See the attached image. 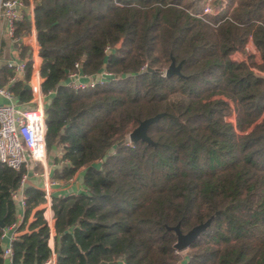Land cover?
<instances>
[{
	"label": "trees",
	"instance_id": "16d2710c",
	"mask_svg": "<svg viewBox=\"0 0 264 264\" xmlns=\"http://www.w3.org/2000/svg\"><path fill=\"white\" fill-rule=\"evenodd\" d=\"M34 1L51 180L68 183L89 163L77 192L53 197L57 264H264V0H210L213 15H204L209 0ZM30 30L25 18L16 36ZM172 58L181 76L166 77ZM77 63L113 78L73 90ZM13 75L0 67V87ZM26 85L10 88L21 102L32 100ZM160 113L148 130L156 147L117 138ZM25 174L0 165L5 229L17 220L12 193ZM25 195L20 231L45 202L39 189ZM212 217L178 254L172 228L187 234ZM29 229L13 242L14 262L44 264L52 251L43 211Z\"/></svg>",
	"mask_w": 264,
	"mask_h": 264
},
{
	"label": "built area",
	"instance_id": "2783aa9c",
	"mask_svg": "<svg viewBox=\"0 0 264 264\" xmlns=\"http://www.w3.org/2000/svg\"><path fill=\"white\" fill-rule=\"evenodd\" d=\"M71 1L85 2L87 0ZM218 13L219 9H214L209 0L204 10V15ZM25 18H29L31 30L28 34L17 37V24L23 22ZM3 26H5V34L10 42L18 46H25L28 52V58L25 60H8L5 62L4 65L11 69L14 75L9 79L7 86L0 87V95L12 100L14 94L10 91V88L18 81L26 82L30 86L35 107L20 108L14 104L0 105V165L15 171H20L23 168L26 169V174L21 180L20 187L12 193L13 199L16 202H20L24 208L26 206L25 190L30 182V166L34 165L35 169L41 168L40 177L43 179L44 184L38 189L44 192L45 202L41 204V211L44 212V217L50 227L51 236L49 239V247L52 251L51 257L44 264H57V253L53 242V229L55 224L53 197L55 183L51 180L48 164L45 113L47 95L43 91L45 79L41 74L43 58L40 54L41 47L35 25V1L28 0V3H26L24 0H0V40ZM110 52L111 49L107 48L106 53L109 54ZM29 65L31 66V73L27 79ZM146 67L144 66L143 70ZM83 78H87V80L83 81ZM111 78H113V74L106 69H103L95 75L82 76L81 65L77 63L74 69L69 72L66 85L73 90L83 91L96 88ZM88 166L89 163L85 164L70 182L76 184L81 172ZM18 227L17 223L9 227V229L15 231V237L9 246L3 248L2 257L8 264H16L13 258L12 245L16 238H18ZM183 252L177 251L178 254H182Z\"/></svg>",
	"mask_w": 264,
	"mask_h": 264
},
{
	"label": "crops",
	"instance_id": "0c3cea01",
	"mask_svg": "<svg viewBox=\"0 0 264 264\" xmlns=\"http://www.w3.org/2000/svg\"><path fill=\"white\" fill-rule=\"evenodd\" d=\"M22 47V49L20 48ZM17 46L16 44H13L10 42V40L7 38L5 34V26H3L2 34H1V40H0V67L4 66L5 62L8 60H25L28 58V52L25 46L20 45ZM25 51V55L23 56L22 51ZM81 75L85 76L84 72L81 70ZM83 81H86L87 78H83ZM47 100V98H46ZM8 104H14L17 107L20 108H34L35 103L33 100L29 102H21L17 97L14 96L12 100L7 99L4 96L0 95V105H8ZM100 162V161H99ZM31 169H29V176H30V182L28 187H33V188H41L44 184L43 179L40 177V174L36 171L35 166L32 165L30 166ZM52 173V167H50V177ZM53 181V180H52ZM79 181V179H77ZM54 184V196H61L65 193H70V192H77L80 188V185L77 182L76 184H72L71 182L68 183H63L61 181H53ZM17 203V214H16V222L18 224V230L20 226L23 224L24 219H25V208L22 206L20 202ZM42 208L41 205L35 207L32 212L29 215L28 221L26 223V226L23 231H18V237L23 234V233H28L30 231L29 226L31 223L34 222L35 220V215L38 211H40ZM54 230V229H53ZM15 237V231L13 229L6 228L3 231V237L1 239V243L3 248L7 247L11 244L12 239ZM55 231H53V242L55 244ZM182 255V254H181ZM5 264H8L7 261H5Z\"/></svg>",
	"mask_w": 264,
	"mask_h": 264
},
{
	"label": "water",
	"instance_id": "95a60500",
	"mask_svg": "<svg viewBox=\"0 0 264 264\" xmlns=\"http://www.w3.org/2000/svg\"><path fill=\"white\" fill-rule=\"evenodd\" d=\"M18 46V45H17ZM181 67L182 64L176 65V61L174 58H172V62L169 66V68L166 70L165 75L166 77H172L174 75L181 76ZM153 71V70H150ZM25 91H30V86H25ZM166 114L160 113L153 117L147 118L140 122V124L132 130V132L129 135L130 142L131 143H137L139 141L146 142L148 145L157 146V143H155L148 135V130L152 124L157 123L160 119H162ZM213 217L210 218L206 223L201 224L199 226H196L191 231H189L187 234H183L180 230V225L172 228L173 231L176 232L178 236V241L175 245V248L178 251H185L188 250L189 246L200 236L202 232H204L212 223ZM0 226L2 229H5V226L0 221Z\"/></svg>",
	"mask_w": 264,
	"mask_h": 264
},
{
	"label": "rangeland",
	"instance_id": "374dc122",
	"mask_svg": "<svg viewBox=\"0 0 264 264\" xmlns=\"http://www.w3.org/2000/svg\"><path fill=\"white\" fill-rule=\"evenodd\" d=\"M248 49L251 51V52H255V48L252 46V44H249L248 46ZM236 61H242L244 59V57L242 56V54L240 53H237L234 55L233 57ZM227 102V105L224 107V112H225V117H226V120L228 122H234L235 121V111H234V104L230 101H226ZM163 104H161L160 106H162ZM134 129V127L132 126L131 128H129L128 130L126 131H122L118 136L117 138L118 139H122L124 138L123 141H128L130 143V138H129V135L130 133L132 132V130ZM37 172L40 174L41 173V168H36ZM187 252V250H185L183 253H182V256H185V253Z\"/></svg>",
	"mask_w": 264,
	"mask_h": 264
}]
</instances>
